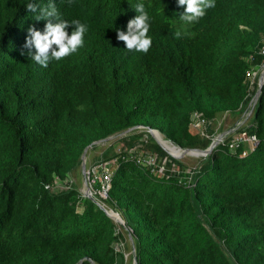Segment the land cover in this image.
I'll return each instance as SVG.
<instances>
[{"label":"trees","instance_id":"16d2710c","mask_svg":"<svg viewBox=\"0 0 264 264\" xmlns=\"http://www.w3.org/2000/svg\"><path fill=\"white\" fill-rule=\"evenodd\" d=\"M28 2L0 0V264L128 263L127 230L56 180L69 178L93 141L135 125L146 128L120 137V151L88 169L116 159L108 196H96L133 230L137 264H264V85L239 129L259 140L245 157L244 143L229 151V135L188 166L147 130L205 149L217 130L195 133V113L211 123L242 118L259 82L258 73L250 89L247 72L264 64V0H215L192 25L179 20L177 0H52L63 20L88 31L83 47L47 68L24 47L28 29L47 23ZM138 3L151 25L146 54L117 40ZM148 154L167 160L164 174L139 161Z\"/></svg>","mask_w":264,"mask_h":264},{"label":"clouds","instance_id":"9594fccd","mask_svg":"<svg viewBox=\"0 0 264 264\" xmlns=\"http://www.w3.org/2000/svg\"><path fill=\"white\" fill-rule=\"evenodd\" d=\"M72 2L73 0H69V3ZM177 4L179 7H184L179 20L185 25L198 23L205 17L207 10L216 6L215 0H177ZM133 8L137 15L128 21L126 32L117 30V40L124 42L129 52L146 54L152 44L148 35L151 27L149 15L143 3H138ZM26 10L35 13V20L47 21L43 31L37 30L34 26L28 29L24 47L28 50L29 58L36 64L47 68L50 61H60L84 46V36L88 26L78 20H73L71 23L63 20L52 0H49L45 6H40L36 0H30L26 4ZM70 26L74 27L69 35L67 29ZM181 34V31L177 30L175 37L179 39Z\"/></svg>","mask_w":264,"mask_h":264},{"label":"water","instance_id":"95a60500","mask_svg":"<svg viewBox=\"0 0 264 264\" xmlns=\"http://www.w3.org/2000/svg\"><path fill=\"white\" fill-rule=\"evenodd\" d=\"M263 85H264V69L262 70V72L259 75L258 89H257L254 97L252 98V101L250 102L248 109L244 112L242 118L232 127H230L228 129L224 130L223 132L219 133L212 140V142L208 148L202 149V148L181 147L178 144H176L175 142H173L172 140L167 139L172 144H174V146L177 149L182 151L180 154H174L173 152H171L167 148H165L164 145L157 138L156 133L162 134L158 129L147 127V130L155 138V140L174 158L180 159L186 155H193V156H198V157L207 156L214 150L215 147H217L221 143V141H223L228 135H230L232 132H234L237 128L244 125L247 122V120L251 117V115H252V113L256 107V104H257V102L261 96ZM145 128L146 127L143 125H135V126L127 128V129H125L119 133H116V134L110 135L108 137L93 141L91 144L86 146V148L84 149L83 154L81 156V164H80L81 169H82L83 178H84V186L80 191L82 192V194L86 198H88V199L92 200L93 202H95L96 204H98L101 209H103L112 219L115 220V222L119 223L120 225H122L127 230L129 241L131 243V253L133 255V264H137L136 244H135V238H134L133 230L127 226L124 218L121 216V214L118 211L114 210L113 208L108 207L93 192L91 185H90V182H89L90 178H89V172H88V167H87V153L94 145L103 144V143L111 141L117 137L125 136V135L135 131L136 129H145ZM84 260H89L93 264H96L90 257L82 258L79 261V264H83Z\"/></svg>","mask_w":264,"mask_h":264},{"label":"built area","instance_id":"2783aa9c","mask_svg":"<svg viewBox=\"0 0 264 264\" xmlns=\"http://www.w3.org/2000/svg\"><path fill=\"white\" fill-rule=\"evenodd\" d=\"M259 53L264 55V45L262 46V48H260ZM252 57H253V54L250 56V58H252ZM257 74L258 73L256 72L255 69H249L247 72V77L249 78V82H250V89L254 88V79H255ZM192 118H193V121H192L191 125L203 127L205 125L211 124V122H208L205 118H203L202 114H200V113H195ZM240 127L237 128L234 132H232L230 134V135H232V138H231V141L229 142V151L232 153L236 152L239 145L241 143H244V144H246V149H244L242 151L241 156L245 157L250 151L255 149V147L258 145L259 140H258V137L256 134H249L246 131H241V130H239ZM201 133H207V130L201 131ZM225 139L223 141H221V143H223L225 141ZM139 161H142L143 163H146L149 166H157L158 172L160 174H164V172L166 171L165 163L167 160H165L164 163L160 164L157 162L156 155H154V154H148L145 156L141 155L139 157ZM107 164L113 165L112 166L113 168L112 169L108 168ZM115 165H116V159H113V160L108 161V162H101V163L93 166L91 169H88L89 178H90L89 182H90L91 188H92L93 192L95 193V195L98 192V193H102V194L108 196L109 189L111 188V180H112L113 170H114ZM172 172L176 174V173H178V170L173 168ZM97 182H101V186H100V188L94 189ZM62 183H64V184H61L59 179L56 180L57 185H61V186H65V187H71L74 185V184H72L70 176L68 179L64 180V182H62Z\"/></svg>","mask_w":264,"mask_h":264},{"label":"rangeland","instance_id":"374dc122","mask_svg":"<svg viewBox=\"0 0 264 264\" xmlns=\"http://www.w3.org/2000/svg\"><path fill=\"white\" fill-rule=\"evenodd\" d=\"M263 69H264V65L261 66L260 69H258V70L255 69V70L260 75V73L262 72ZM232 124H233L232 119L228 118L227 116H222V117H219L214 123H211L209 125H205L203 127H198L195 125H191V126H192V130L195 133L215 128V130H217V132H216V136H217L219 133L223 132L224 130H226L230 127H232L233 126ZM119 138L120 137H117L111 141L100 144L94 150L90 149L87 153V167L90 166L92 162L98 160V158H100L101 156H105V155H108L110 153L119 152L121 147H122V143L119 141ZM170 149H171V152H173L174 154H180L181 153V152H178L174 148H170ZM198 159H199L198 156H193V155H186V156H183L182 158H180V160L188 166H196V164L198 163ZM176 160L180 161L179 159H176ZM106 162H108V161H106ZM107 166L110 169L113 168L112 167L113 165L107 164ZM70 178H71L72 184L77 186L80 190L83 188L84 178H83L81 166H79L78 168H75V170L71 173ZM61 184H64V183L61 182ZM130 256H132V253ZM130 256H128V259H129L128 264L133 263V259H132V263L130 261Z\"/></svg>","mask_w":264,"mask_h":264},{"label":"bare ground","instance_id":"6f19581e","mask_svg":"<svg viewBox=\"0 0 264 264\" xmlns=\"http://www.w3.org/2000/svg\"><path fill=\"white\" fill-rule=\"evenodd\" d=\"M157 138L159 139V141L164 145H168L170 143V141H168L165 137H163L160 133H156Z\"/></svg>","mask_w":264,"mask_h":264},{"label":"crops","instance_id":"0c3cea01","mask_svg":"<svg viewBox=\"0 0 264 264\" xmlns=\"http://www.w3.org/2000/svg\"><path fill=\"white\" fill-rule=\"evenodd\" d=\"M128 238H129V237H128ZM130 245H131V243H130ZM130 253H131V251H130ZM130 253H127V254H126V257H128ZM127 264H128V263H127Z\"/></svg>","mask_w":264,"mask_h":264}]
</instances>
